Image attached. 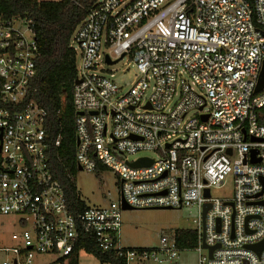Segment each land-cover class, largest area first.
Instances as JSON below:
<instances>
[{"label": "built area", "instance_id": "2783aa9c", "mask_svg": "<svg viewBox=\"0 0 264 264\" xmlns=\"http://www.w3.org/2000/svg\"><path fill=\"white\" fill-rule=\"evenodd\" d=\"M70 49L77 167L112 170L120 197L70 207L49 165L48 112L29 100L35 24L0 14V216L20 225L0 264H67L82 234L126 264H174L186 250L176 233L157 247L123 245L124 204L195 210L199 264H264V0H98ZM124 58L140 75L121 94L103 67ZM144 151L159 159L131 160ZM231 179L233 193L216 196Z\"/></svg>", "mask_w": 264, "mask_h": 264}, {"label": "trees", "instance_id": "16d2710c", "mask_svg": "<svg viewBox=\"0 0 264 264\" xmlns=\"http://www.w3.org/2000/svg\"><path fill=\"white\" fill-rule=\"evenodd\" d=\"M98 0H0V14L5 18L23 16L35 24L41 56L37 74L32 83L29 100L48 112L46 130L49 165L56 180L66 193L74 213H80L84 204L78 196L75 177L77 134L73 89L76 79V56L70 49L72 36ZM176 238L183 249L197 246V233L178 230ZM81 251L95 256L102 264H126L114 253H104L95 239L82 234L67 264H78Z\"/></svg>", "mask_w": 264, "mask_h": 264}, {"label": "rangeland", "instance_id": "374dc122", "mask_svg": "<svg viewBox=\"0 0 264 264\" xmlns=\"http://www.w3.org/2000/svg\"><path fill=\"white\" fill-rule=\"evenodd\" d=\"M61 1V0H40ZM104 74L110 76L126 93L139 79V71L134 62L124 58L113 65L103 67ZM188 78L187 75H184ZM150 157L158 160L157 153L151 151L141 152L131 158ZM79 199L89 207L106 208L112 201L117 202L120 197V183L115 173L108 168H101L96 172L79 170L75 177ZM234 186L232 179L225 188L214 190L218 197L230 196ZM198 218L197 212L192 209H143L125 210L122 214V243L130 248H152L160 244L164 235H172L178 230H195L194 220ZM20 230L19 218L16 216H0V247L12 243L11 236ZM199 252L193 249L181 251L179 259L174 264H199ZM54 257L49 255L37 256L33 264H51ZM78 264H102L95 256L81 251Z\"/></svg>", "mask_w": 264, "mask_h": 264}, {"label": "water", "instance_id": "95a60500", "mask_svg": "<svg viewBox=\"0 0 264 264\" xmlns=\"http://www.w3.org/2000/svg\"><path fill=\"white\" fill-rule=\"evenodd\" d=\"M264 89V66H263V70H262V73H261V76H260V79H259V83H258V86H257V89H256V93H259L261 92L262 90ZM77 144H79V140H77ZM231 154V152H229ZM151 162H149L150 164ZM144 165H148V164H135L134 167H141V166H144ZM79 170H81V167H78ZM206 194H208V192H206ZM123 209L124 210H134L132 209L131 207L127 206V205H123ZM204 247H206V245H204ZM212 250L211 249V252L212 253Z\"/></svg>", "mask_w": 264, "mask_h": 264}]
</instances>
